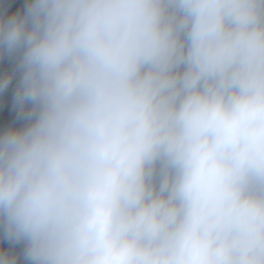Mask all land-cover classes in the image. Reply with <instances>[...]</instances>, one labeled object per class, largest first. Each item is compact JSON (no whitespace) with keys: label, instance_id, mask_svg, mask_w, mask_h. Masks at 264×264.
<instances>
[{"label":"clouds","instance_id":"obj_1","mask_svg":"<svg viewBox=\"0 0 264 264\" xmlns=\"http://www.w3.org/2000/svg\"><path fill=\"white\" fill-rule=\"evenodd\" d=\"M0 264H264V0H0Z\"/></svg>","mask_w":264,"mask_h":264},{"label":"trees","instance_id":"obj_2","mask_svg":"<svg viewBox=\"0 0 264 264\" xmlns=\"http://www.w3.org/2000/svg\"><path fill=\"white\" fill-rule=\"evenodd\" d=\"M25 0H10L11 7H15L19 4H23Z\"/></svg>","mask_w":264,"mask_h":264}]
</instances>
